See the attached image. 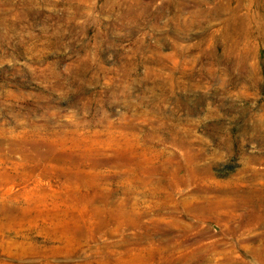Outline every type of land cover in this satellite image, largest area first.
I'll return each instance as SVG.
<instances>
[{"label": "rangeland", "instance_id": "rangeland-1", "mask_svg": "<svg viewBox=\"0 0 264 264\" xmlns=\"http://www.w3.org/2000/svg\"><path fill=\"white\" fill-rule=\"evenodd\" d=\"M0 264H264V0H0Z\"/></svg>", "mask_w": 264, "mask_h": 264}, {"label": "bare ground", "instance_id": "bare-ground-1", "mask_svg": "<svg viewBox=\"0 0 264 264\" xmlns=\"http://www.w3.org/2000/svg\"><path fill=\"white\" fill-rule=\"evenodd\" d=\"M194 20H195V19H194ZM194 20H193V21H194ZM210 205L212 206V202L210 203ZM231 208H232V207H231ZM231 208H230V209H231ZM193 254H195V251L192 252V257H194ZM192 257H190V258H192Z\"/></svg>", "mask_w": 264, "mask_h": 264}]
</instances>
